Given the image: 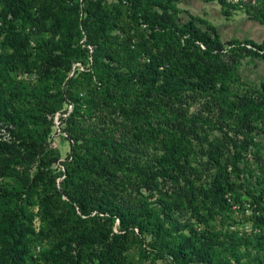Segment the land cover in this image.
<instances>
[{
    "label": "trees",
    "instance_id": "trees-1",
    "mask_svg": "<svg viewBox=\"0 0 264 264\" xmlns=\"http://www.w3.org/2000/svg\"><path fill=\"white\" fill-rule=\"evenodd\" d=\"M108 1L0 0V129L14 138L0 140V264H128L136 245L147 261L248 264L264 253V82L235 80L264 42H224L179 19L181 0ZM202 1L264 25V0ZM59 112L63 170L48 143ZM227 196L263 212L240 218Z\"/></svg>",
    "mask_w": 264,
    "mask_h": 264
},
{
    "label": "rangeland",
    "instance_id": "rangeland-1",
    "mask_svg": "<svg viewBox=\"0 0 264 264\" xmlns=\"http://www.w3.org/2000/svg\"><path fill=\"white\" fill-rule=\"evenodd\" d=\"M238 1L239 0H234L233 2ZM108 2H114V0H109ZM177 7L181 11V13L178 15L179 19L186 20L189 15L196 16L203 22H206V24L214 26L224 42L234 39H239L242 41L254 40L259 44L264 42V25L258 20L249 17V15L246 14L244 10H233L231 12V17L227 18L223 15V7L217 1L206 3L202 0H181L177 4ZM205 27L203 26V28ZM76 66L81 67V64H77ZM239 73L241 75L240 81L235 80L237 89H242L241 84L260 86L261 83L264 82V60L255 57L247 58L239 67ZM34 77L30 78V76L26 74L22 78L26 79L27 81H31L34 79ZM65 109L70 113L72 111V106H67ZM62 114V112H59L54 116L53 120L55 126L52 129L48 143L52 149L58 151L61 158L58 161V164L60 163L59 166L63 170L61 163L69 156L71 147L66 134H64L60 129L59 117ZM96 122H99L98 118L86 120V124H94ZM8 129L10 130L8 131ZM11 130H13V126L2 123L0 129V140L3 142L12 143L14 138ZM259 140L262 143V146H264V136L258 138V142ZM31 210H33L35 213L37 212V208H31ZM225 223L226 220L222 217H219L213 223V232L216 234H225L228 226ZM34 224L36 229L39 230L40 222L38 219H35ZM38 244L41 246L40 250L36 248L34 254L41 255L44 250H48L50 248L48 242ZM241 252H245V248H242ZM254 255L252 256L253 258L251 259V262H249V260L246 261L245 259L244 263L248 262V264H251L255 260L256 256L264 257V253L258 255L255 253ZM128 257V264H171L168 261L158 260L155 258H151L149 261L145 260L143 251L139 245L131 248L128 253Z\"/></svg>",
    "mask_w": 264,
    "mask_h": 264
},
{
    "label": "built area",
    "instance_id": "built-area-1",
    "mask_svg": "<svg viewBox=\"0 0 264 264\" xmlns=\"http://www.w3.org/2000/svg\"><path fill=\"white\" fill-rule=\"evenodd\" d=\"M227 198L232 206L233 212L236 216H239L240 218H250L255 215H260V213L263 212V210L260 209L259 205L253 200H248L243 204H240L234 202V200H232L229 196H227ZM261 204H264V196L261 199ZM230 228L234 231L240 232L241 235L244 234V232L250 233L253 229L251 221H246L243 223L241 222L240 224L232 225ZM38 249L40 250V248Z\"/></svg>",
    "mask_w": 264,
    "mask_h": 264
}]
</instances>
